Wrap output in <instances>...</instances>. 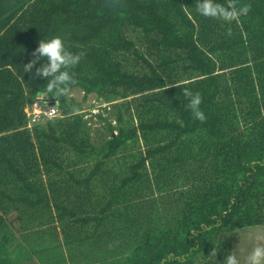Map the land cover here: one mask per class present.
Masks as SVG:
<instances>
[{"label": "trees", "instance_id": "obj_1", "mask_svg": "<svg viewBox=\"0 0 264 264\" xmlns=\"http://www.w3.org/2000/svg\"><path fill=\"white\" fill-rule=\"evenodd\" d=\"M195 4L0 0V264H222L264 226V0L230 25ZM54 36L85 53L72 92L113 110L25 72ZM39 95L64 116L28 129Z\"/></svg>", "mask_w": 264, "mask_h": 264}, {"label": "clouds", "instance_id": "obj_2", "mask_svg": "<svg viewBox=\"0 0 264 264\" xmlns=\"http://www.w3.org/2000/svg\"><path fill=\"white\" fill-rule=\"evenodd\" d=\"M239 0H227V4L217 2V0H196L195 9L203 17L222 20L230 25L234 21H238L241 16H246L251 11L250 4L238 6ZM187 8V7H184ZM226 34L232 35V29L229 26ZM85 53L83 51L73 53L69 51L60 36H54L50 39H41L38 41V46L32 52L35 59L31 60L24 66L26 73L32 72L33 68L40 60H44L39 68H36L35 76L45 79L47 84L45 86L48 93H54L56 97H67L72 93V86L76 84L73 73L69 70L76 67ZM177 87L176 85L169 86ZM183 95L188 98V108L191 110L195 119L204 122L206 117L200 110L202 97L199 92H192L185 88ZM78 109L73 108L72 114H76ZM264 114V113H262ZM242 232L248 234L250 239L256 242L247 249L246 253L241 255V244L231 252H229L222 264H264V231L249 232L243 229ZM211 256H217L214 250Z\"/></svg>", "mask_w": 264, "mask_h": 264}, {"label": "rangeland", "instance_id": "obj_3", "mask_svg": "<svg viewBox=\"0 0 264 264\" xmlns=\"http://www.w3.org/2000/svg\"><path fill=\"white\" fill-rule=\"evenodd\" d=\"M82 93L80 91L72 92L71 95L67 98V104L69 106H75L79 105L81 107L80 113H83L85 118H90L91 116L95 115L98 111L101 110L103 106H107L110 110H113L114 103H107V104H100V102L96 101L94 99V96H88L86 100H82ZM47 103V102H46ZM54 105V104H52ZM99 105H101V108H99ZM55 106L58 107L57 104ZM112 121V124L114 123L113 118H110ZM97 126V124H96ZM249 232H262L264 231V226H254V227H248L245 228ZM243 229L238 230L235 233H231V251L235 250L238 245L241 244V255L243 256L247 249L250 248L256 241L254 239H250L248 234L245 232H242ZM59 264H62V259H57Z\"/></svg>", "mask_w": 264, "mask_h": 264}, {"label": "built area", "instance_id": "obj_4", "mask_svg": "<svg viewBox=\"0 0 264 264\" xmlns=\"http://www.w3.org/2000/svg\"><path fill=\"white\" fill-rule=\"evenodd\" d=\"M24 111L27 116L28 129L49 120L61 119L64 116L59 107L46 103L43 95L36 97L35 102L26 107Z\"/></svg>", "mask_w": 264, "mask_h": 264}]
</instances>
